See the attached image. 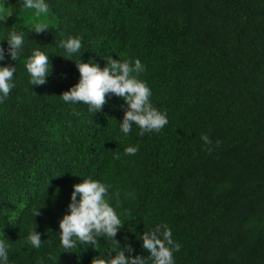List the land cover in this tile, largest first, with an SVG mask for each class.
<instances>
[{
	"label": "trees",
	"instance_id": "1",
	"mask_svg": "<svg viewBox=\"0 0 264 264\" xmlns=\"http://www.w3.org/2000/svg\"><path fill=\"white\" fill-rule=\"evenodd\" d=\"M47 3L49 14L37 19L22 10L23 0H0L13 13L0 24V38L25 35L20 60L6 53L0 61L17 68L16 86L0 102V232L9 240V264H91L97 250L65 251L58 235L73 185L87 178L120 193L111 202L123 222L115 239L132 249L126 255L147 257L142 233L166 223L181 245L175 264H264V0ZM37 23L48 30L33 32ZM69 36L82 38L80 57H72L81 62L103 68L109 55L141 60L140 79L169 123L144 135L134 128L122 139V98L110 95L97 113L66 105L59 96L79 80L58 46ZM36 48L52 65L41 86H31L24 67ZM137 145L135 155L125 154ZM236 153L244 165L232 162ZM34 223L39 249L27 242ZM99 242L101 252L112 246Z\"/></svg>",
	"mask_w": 264,
	"mask_h": 264
},
{
	"label": "clouds",
	"instance_id": "2",
	"mask_svg": "<svg viewBox=\"0 0 264 264\" xmlns=\"http://www.w3.org/2000/svg\"><path fill=\"white\" fill-rule=\"evenodd\" d=\"M23 11H30L35 18L46 17L49 12L47 0H23ZM12 11L5 5H0V24H5ZM45 23L33 26V32L47 31ZM6 42L8 47L0 46V61L7 58L20 60L25 48V35L19 31L7 32L0 38V44ZM59 48L64 50L65 59L76 63L79 72L78 82L63 92L59 97L66 105L85 104L92 113L102 110L106 98L110 95L122 98L127 105L122 120L116 122L120 138L126 139L134 128L139 129V135L160 132L168 123L167 113L156 108L151 102L152 92L148 84L140 79L145 72V65L139 59H113L105 57L106 66L103 68L91 59L81 62L72 57L79 56L82 48V38L69 36L59 42ZM16 63L13 65H0V102L6 99L11 90L16 86L14 76L17 72ZM24 67L30 76V84L35 86L45 85L51 75L52 65L49 53L39 48L33 49L27 58ZM201 139L207 144L211 140L207 134H202ZM139 146H129L125 149L126 155H135ZM119 159V155L116 156ZM78 176V175H76ZM113 186L110 183L83 179L74 184L70 194L67 212L59 219L60 247L65 251L86 245L91 246L100 254L92 259L91 264H175L174 253L179 252L181 245L173 239L171 228L166 223L156 225L147 232L142 233V249L145 255H126L132 251L130 247H121L115 239L123 222L112 206V196L119 198L120 193L110 195ZM58 189L55 194L58 195ZM33 217L39 215V208L33 211ZM34 223L27 238L33 249L42 245L41 234L36 231ZM107 238L111 247L100 250V240ZM72 252V251H70ZM109 254H105V253ZM0 264H9V240L0 232Z\"/></svg>",
	"mask_w": 264,
	"mask_h": 264
},
{
	"label": "rangeland",
	"instance_id": "3",
	"mask_svg": "<svg viewBox=\"0 0 264 264\" xmlns=\"http://www.w3.org/2000/svg\"><path fill=\"white\" fill-rule=\"evenodd\" d=\"M229 157L231 158L232 162H233L234 164H236V166L244 165V162H243L241 156H240L238 153L233 154V155H231V156H229ZM207 166H208V168H209L211 171H213L214 169H215V170L217 169V165H216L215 162L213 163L212 166L209 165V164H208ZM209 169H208V170H209ZM208 170H207V171H208ZM207 171H206V172H207ZM208 173H209V171H208ZM233 236H234V241L236 242V244H237V245H240L241 247H243V249H245V244H244L243 241H241L240 238H239L238 227H233Z\"/></svg>",
	"mask_w": 264,
	"mask_h": 264
}]
</instances>
